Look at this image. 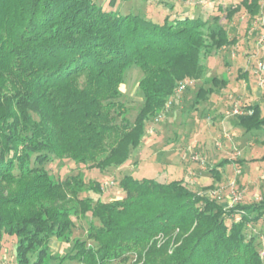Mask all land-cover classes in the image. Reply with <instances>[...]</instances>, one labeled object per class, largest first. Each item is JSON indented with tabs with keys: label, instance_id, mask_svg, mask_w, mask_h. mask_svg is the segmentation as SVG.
Here are the masks:
<instances>
[{
	"label": "trees",
	"instance_id": "1",
	"mask_svg": "<svg viewBox=\"0 0 264 264\" xmlns=\"http://www.w3.org/2000/svg\"><path fill=\"white\" fill-rule=\"evenodd\" d=\"M261 1L219 10L231 20L243 8L251 21L261 14ZM204 17L155 23L97 0H0V234L14 237L16 264L130 258L132 264H264L257 237L246 233L264 220V195L224 206L183 179L125 175L118 183L121 199L94 201L79 194H100L98 183L78 174L54 185L44 167L53 159L121 166L178 82L205 80L202 56L235 43L217 15ZM131 67L142 74L143 99L132 123L120 100ZM226 81L211 77L203 82L209 85L190 91L195 107ZM243 109L244 115L233 116L235 125L246 133L264 130L260 104ZM217 172L209 169L220 179ZM70 202L77 216L90 217L86 240L74 238L69 252L53 256L50 240L69 241L74 227Z\"/></svg>",
	"mask_w": 264,
	"mask_h": 264
},
{
	"label": "rangeland",
	"instance_id": "2",
	"mask_svg": "<svg viewBox=\"0 0 264 264\" xmlns=\"http://www.w3.org/2000/svg\"><path fill=\"white\" fill-rule=\"evenodd\" d=\"M108 1L97 0L102 7L108 10L117 11L121 15L138 14L155 23L162 22L166 17L173 20L176 17L205 16L204 18H211L217 15L220 22L226 27L229 38H234L235 43L215 53L202 56V62L207 66L205 80L201 82L190 77L182 79L195 80V86L189 88V92L187 91L175 99L169 112L163 116L159 123L154 124V121L146 123L145 134L140 146L130 151L128 159L121 166L98 169L77 165L71 160L53 159L44 166L51 176L53 184L56 185L60 181L79 174L85 183L92 181L101 187L100 194L86 191L79 194V197L89 195L94 201L99 198L107 202L121 199L124 196L118 183L125 175L166 182L183 179L191 190L201 194L210 192L213 194V198L228 206L233 193H241L240 202L242 203L249 202L253 196L262 197L264 195V179L260 176L264 174L263 160L252 165L254 166L252 172L249 169L246 172L240 169L238 173L239 166L234 165L235 168L229 174L230 179L227 180L223 177L220 181L209 175L208 161L212 155L216 154L217 157L232 156L235 158V150L230 152V150L224 149L228 145L229 141L227 140L232 139L234 133V127L230 122L234 117L228 116L226 112L235 103L243 106L252 101H258L264 115V86L261 87L258 84L259 74L256 69L257 62L264 63V44L257 46V39L264 32V28L260 24V20L264 19V0L261 1V14L251 21L243 8L231 20L226 18L225 12L219 10V7L224 9L239 5L241 0H118L113 8L108 7ZM242 73H245L244 77L241 76ZM222 75L227 79V85L216 87L218 91L212 96V100L218 98L220 107L217 109V116L211 117L212 115H207L204 110L205 103L195 107L193 104L194 95L190 91H195L200 86L209 85L211 77L219 79ZM141 76L138 68L131 67L125 72L124 81L120 85V100L125 106L123 116L130 123L133 122L142 105V94L137 85ZM203 82L209 84L204 85ZM253 90L260 91L258 92L259 99L256 98ZM160 112L161 110L156 115ZM223 114L226 118L224 122L221 121ZM150 127L154 128V132L148 133ZM245 134L251 143L256 144V151H253L254 153L250 157L263 155L264 130ZM217 142L220 143L219 147L216 145ZM226 148L230 149L231 147L228 145ZM196 155L204 163L196 161L194 159ZM204 176L211 181L209 184L198 183V179ZM233 183L234 186H232ZM208 185H211L212 189L203 192V188ZM67 207L74 227L69 241L56 240L55 238L50 240L49 251L53 256H61L69 252L74 238L86 240L89 215L87 217L77 216L73 212L72 202L68 203ZM246 233L254 234L257 237L259 252L263 253L264 258V220L255 225H248ZM0 237V264H16L14 237H9L6 234H0ZM158 237V243L163 242L164 238ZM134 261L135 258H130L127 262L119 264H132ZM45 264H57V260L50 262L48 259ZM62 264H76V262L65 261Z\"/></svg>",
	"mask_w": 264,
	"mask_h": 264
},
{
	"label": "crops",
	"instance_id": "3",
	"mask_svg": "<svg viewBox=\"0 0 264 264\" xmlns=\"http://www.w3.org/2000/svg\"><path fill=\"white\" fill-rule=\"evenodd\" d=\"M253 91H254V93L256 95V98H258L259 97L258 96L259 95L258 92H260V91L259 90H253ZM212 96L205 103L204 110H205L207 115H212L211 117H214V116H217V114H218L217 109L220 107V102H218V100H217L218 98L212 100ZM251 103H259V102L258 101L257 102L256 101H252ZM202 108H203V105H202ZM261 113H262V110H261ZM226 117H228V116L226 115ZM219 119H221V118H219ZM225 119L226 118H225V116L223 114L221 121L224 122ZM230 122H232V126L234 127V133L232 134V139L227 140V141H229L228 145H230L231 148L230 149L226 148L228 146L227 145L224 149L225 150H230V152L232 150H235L236 151L235 158L232 157V156L231 157H227V156H218L217 157L216 156L217 154H216V155H212V157L209 158V161H208L209 169L217 168V170H218L217 173L219 174L220 179L224 177L227 180L230 179L229 178V174L235 168L234 165H238L239 166L238 167L239 168L238 173L240 172V169H242L245 172H246V170L249 169L252 172V170L254 168V166H252V165L258 164L259 160H263L264 161V154L261 155L260 157H254V156L250 157L254 153L253 151H256V144H253V143L250 142V139L246 137V134H245L246 132L243 129L237 127L235 125V121H233V119H231ZM261 143H263V142H261ZM225 160H227V161L225 163H223ZM217 166H219V167H217ZM209 175L211 177H213L211 173H209ZM260 177L262 179H264V174L261 175ZM220 179H216V180L220 181ZM210 182L211 181H209V178H207L205 176L204 177H200L198 179V183H201V184H205V183L209 184ZM233 185H234V183H233ZM210 189H212V187ZM256 198H258V197L253 196L250 201H259L261 199V197L258 198V199H256ZM223 205L224 206H228L226 204H223Z\"/></svg>",
	"mask_w": 264,
	"mask_h": 264
},
{
	"label": "built area",
	"instance_id": "4",
	"mask_svg": "<svg viewBox=\"0 0 264 264\" xmlns=\"http://www.w3.org/2000/svg\"><path fill=\"white\" fill-rule=\"evenodd\" d=\"M260 24L261 26L264 28V19H261L260 20ZM264 44V32L258 37L257 39V46H262ZM256 69H257V72L259 74V77H258V84L259 86L263 87L264 86V63L259 61L257 62V65H256ZM195 83L196 81L195 80H192V79H186V80H182L180 82H178L176 88H175V91H174V94L173 96H171L164 104V107L163 109L161 110L160 113H158L153 121H154V124H157L159 123V121H161V119L163 118V116L169 111V109L171 108L172 106V103L175 101V99L179 98L186 90H188L189 88H192L195 86ZM246 113V111L243 109V106L240 104H234L232 106V108L226 112V114L228 116H241V115H244ZM154 132V128L153 127H150L148 129V133H152ZM216 145L219 147L220 146V143L217 142ZM196 161H199L201 163H204L203 160L199 157V156H195L194 158ZM232 186H234L232 184ZM210 193V192H209ZM207 194L208 196L210 195V197H213V194ZM233 197L231 199V203L229 206L233 205V204H239L241 203V193L240 194H235L233 193ZM258 199V198H256ZM261 256H263V253H260Z\"/></svg>",
	"mask_w": 264,
	"mask_h": 264
}]
</instances>
